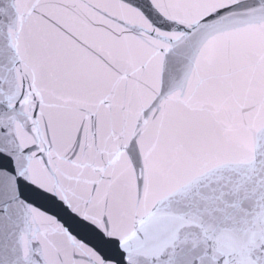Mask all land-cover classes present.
Here are the masks:
<instances>
[{
    "label": "snow or ice",
    "instance_id": "1",
    "mask_svg": "<svg viewBox=\"0 0 264 264\" xmlns=\"http://www.w3.org/2000/svg\"><path fill=\"white\" fill-rule=\"evenodd\" d=\"M0 264H264V0H0Z\"/></svg>",
    "mask_w": 264,
    "mask_h": 264
}]
</instances>
